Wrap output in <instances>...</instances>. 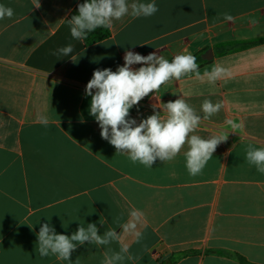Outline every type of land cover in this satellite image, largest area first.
I'll use <instances>...</instances> for the list:
<instances>
[{"label":"crops","instance_id":"0c3cea01","mask_svg":"<svg viewBox=\"0 0 264 264\" xmlns=\"http://www.w3.org/2000/svg\"><path fill=\"white\" fill-rule=\"evenodd\" d=\"M79 1L40 0L36 8L34 0H0L14 10L0 20V264H102L106 247L87 243L70 261L41 257L36 234L49 219L69 236L80 223L120 232L116 218L126 222L132 208L144 212L146 227L139 243L124 237L135 259L123 264H167L190 250L174 264H243L236 254L264 264V174L245 159L249 145L264 147V0H155L153 16L114 21L111 37L90 46L70 33ZM69 44V56L54 54ZM131 49L169 61L187 50L201 76L217 64L228 69L215 84L194 73L171 81L154 93L159 100L150 95L130 111L139 122L152 105L185 94L203 116L205 99L223 101L194 133L228 132L201 174L189 175L187 146L147 168L101 138L86 85L94 70L122 66ZM229 119L243 127L233 131Z\"/></svg>","mask_w":264,"mask_h":264},{"label":"clouds","instance_id":"9594fccd","mask_svg":"<svg viewBox=\"0 0 264 264\" xmlns=\"http://www.w3.org/2000/svg\"><path fill=\"white\" fill-rule=\"evenodd\" d=\"M40 6V0H34V7ZM158 11L155 0L151 3L137 0L132 3L128 0H84L78 4L77 14L68 23L73 39L83 40L89 32L101 27L111 28L114 21L122 20L125 16L147 18ZM13 15L11 7L0 4V20L12 18ZM222 17L224 21L235 22V17L229 13H223ZM72 52L73 46L69 44L59 48L54 54L69 56ZM123 59L124 64L115 71L111 68L94 70L85 88L86 96L91 97L89 114L100 127L101 138L114 146L116 153L127 154L133 164L139 162L147 168L153 167L157 159L161 162L172 161L187 146L184 156L188 173L191 176L201 174L217 147L227 141L228 132H213L207 138L194 133L203 120H208L221 111L223 101L213 103L205 99L201 105L203 116L186 102L185 94L175 101L152 105L153 114L139 122L130 117V110L171 81H179L194 73L196 79L203 81L207 78L209 83L215 84L227 74L228 69L217 64L211 71L205 70L201 76L196 57L187 50L175 55L171 61L157 51L146 56L126 51ZM134 65L142 66L136 68ZM155 97L157 100L160 98ZM157 108L162 109V112L156 111ZM39 121L44 126L48 125L46 116H40ZM226 124L233 131L243 127V122L238 124L231 119ZM245 159L259 173L264 174V147L254 148L249 145ZM115 222L121 229L120 232L116 228H108L103 234H99L95 223H88L86 227L80 223L78 229L69 236L57 233L49 219L36 234L35 251L41 257L52 255L59 261H70L78 246L87 243L106 247L102 264L133 261L135 257L130 253V245L124 242V237L130 236L136 243L144 239L141 229L146 227L145 214L140 209L132 208L126 222L122 216L117 217ZM105 223L106 220H100L101 225ZM62 227L65 225L62 224ZM114 242L119 244L118 251L110 247Z\"/></svg>","mask_w":264,"mask_h":264},{"label":"trees","instance_id":"16d2710c","mask_svg":"<svg viewBox=\"0 0 264 264\" xmlns=\"http://www.w3.org/2000/svg\"><path fill=\"white\" fill-rule=\"evenodd\" d=\"M84 0H80L77 5L73 8V10L71 11L70 13V18L77 14V6L78 4L80 3H83ZM111 37V31H110V28H98L92 32H89L86 36L85 39H83V42H84V45L85 46H90V45H93L95 43H98V42H101L103 40H106L108 38ZM137 108L136 107H133L130 111H135ZM193 253H196V251H193V250H190V251H185L183 253L180 254V256H178L177 258H174V260H170L167 264H174L175 261L177 259H179V257H182V256H187L189 254H193ZM236 257L238 258V260L243 263V264H252L250 263L247 259H245L244 257H242L241 255H238L236 254Z\"/></svg>","mask_w":264,"mask_h":264},{"label":"water","instance_id":"95a60500","mask_svg":"<svg viewBox=\"0 0 264 264\" xmlns=\"http://www.w3.org/2000/svg\"><path fill=\"white\" fill-rule=\"evenodd\" d=\"M212 57H213V55H212V51H211V50L207 51V52L203 55V58H204V59H207V60L211 59ZM145 98H146V97H145Z\"/></svg>","mask_w":264,"mask_h":264},{"label":"built area","instance_id":"2783aa9c","mask_svg":"<svg viewBox=\"0 0 264 264\" xmlns=\"http://www.w3.org/2000/svg\"><path fill=\"white\" fill-rule=\"evenodd\" d=\"M129 51H133V52H137V53H139L136 49H131V50H129ZM124 55H125V53L123 54L122 57H124ZM123 62H124V59H123ZM140 66H142V65H134L133 67L138 68V67H140Z\"/></svg>","mask_w":264,"mask_h":264}]
</instances>
